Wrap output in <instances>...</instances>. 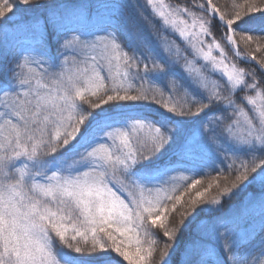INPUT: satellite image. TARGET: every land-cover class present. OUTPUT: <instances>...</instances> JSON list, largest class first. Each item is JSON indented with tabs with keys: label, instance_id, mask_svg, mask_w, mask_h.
<instances>
[{
	"label": "snow or ice",
	"instance_id": "obj_1",
	"mask_svg": "<svg viewBox=\"0 0 264 264\" xmlns=\"http://www.w3.org/2000/svg\"><path fill=\"white\" fill-rule=\"evenodd\" d=\"M191 8L0 0V264H264V0Z\"/></svg>",
	"mask_w": 264,
	"mask_h": 264
},
{
	"label": "trees",
	"instance_id": "obj_2",
	"mask_svg": "<svg viewBox=\"0 0 264 264\" xmlns=\"http://www.w3.org/2000/svg\"><path fill=\"white\" fill-rule=\"evenodd\" d=\"M138 3L142 2V0H137ZM196 3L200 2L203 3L204 0H195ZM244 0H213V3L217 5V7H219L221 9V11H225L226 6L230 7L232 3H243ZM164 4H167L169 6H173V7H188L190 11H197L195 9L191 8V3L192 0H163ZM146 14H148L146 12ZM187 17V20L191 19ZM151 19V17H149ZM153 23L156 24L157 28H159V21L158 20H154ZM214 33L216 34V39L221 43V45L224 47L225 53L228 55L229 59L233 62L236 63L239 66L242 67H255V65L252 64H245L242 60L238 59L237 56L235 54H233L232 49L227 45V43L223 40L220 39L219 33L214 31ZM238 44H240V53L242 55H244L245 53L251 52L253 51L256 46L252 45L249 48H245L244 45L239 41L238 39ZM207 50V49H205ZM213 55L216 56L217 58H220V53L217 50H213ZM256 58L257 60H260L262 58V56H264V50H260V51H256L255 52ZM212 79L215 80H219L221 83H223V80L220 78V76L218 75H214L212 76ZM238 163V162H237ZM228 175V170L224 169L223 174L212 170V169H208L206 170L205 173L199 174V175H195L193 176V174L191 173H186L183 172L180 174V177L178 178V183L179 186L182 187V189L184 190V200L187 201L191 196L195 195L196 191H202L204 187H207V185L209 183H213L214 185V181L215 180H220L221 183L223 184V177ZM184 177H187V179L185 180ZM196 179V180H200L201 184L197 185L195 188H183L184 185L186 184H191L192 180ZM249 191L255 192L257 191V189L255 188V186H253L252 188L249 189ZM212 194H215L216 192V188L215 185L213 186L212 190H211ZM177 195H180V193L178 192ZM243 194H241L240 196H233V198L231 200H225L224 201V210L227 211L228 210V206L229 204L232 205H239L240 200L242 199ZM207 197H205L206 199ZM143 239V237H142ZM148 239H156V237H149ZM149 245L147 243L144 244V247L147 248ZM162 246V243H158V247ZM156 259H158V257H156Z\"/></svg>",
	"mask_w": 264,
	"mask_h": 264
},
{
	"label": "rangeland",
	"instance_id": "obj_3",
	"mask_svg": "<svg viewBox=\"0 0 264 264\" xmlns=\"http://www.w3.org/2000/svg\"><path fill=\"white\" fill-rule=\"evenodd\" d=\"M198 3H200V2H198ZM170 7H172V8H178V7H173V6H170ZM197 14L199 15L200 13L197 12ZM183 19H184V20H187V17L184 16ZM188 22H189V24H191V21H190V20H188ZM163 34H164L165 36H167V38H168L169 40H172V41H174L175 43L180 44L181 47H184V45H183V44L181 43V41L177 38V36L174 35L171 31H169V32H165V33H163ZM213 34H214L215 37H216V34H215V33H213ZM205 39H206L207 43H212L211 40H209V39H207V38H205ZM232 52H233V50H232ZM233 54H234V52H233ZM189 59H192V56H191L190 54H189ZM197 61H198V64H200L201 66H202L203 63H205V62L200 61V58H197ZM181 173H183V172L175 173L174 175H176V176L179 178Z\"/></svg>",
	"mask_w": 264,
	"mask_h": 264
}]
</instances>
